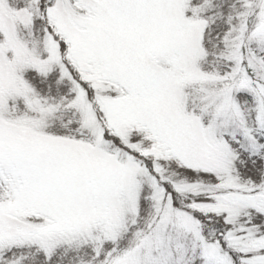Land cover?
Returning a JSON list of instances; mask_svg holds the SVG:
<instances>
[{
    "label": "snow or ice",
    "instance_id": "snow-or-ice-1",
    "mask_svg": "<svg viewBox=\"0 0 264 264\" xmlns=\"http://www.w3.org/2000/svg\"><path fill=\"white\" fill-rule=\"evenodd\" d=\"M0 264H264V0H0Z\"/></svg>",
    "mask_w": 264,
    "mask_h": 264
}]
</instances>
